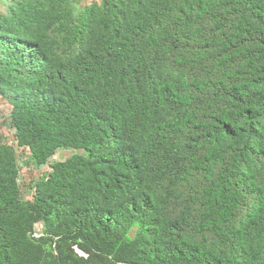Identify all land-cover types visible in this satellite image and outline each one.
Segmentation results:
<instances>
[{"label": "trees", "instance_id": "trees-1", "mask_svg": "<svg viewBox=\"0 0 264 264\" xmlns=\"http://www.w3.org/2000/svg\"><path fill=\"white\" fill-rule=\"evenodd\" d=\"M0 101V264H264V0H8Z\"/></svg>", "mask_w": 264, "mask_h": 264}, {"label": "rangeland", "instance_id": "rangeland-1", "mask_svg": "<svg viewBox=\"0 0 264 264\" xmlns=\"http://www.w3.org/2000/svg\"><path fill=\"white\" fill-rule=\"evenodd\" d=\"M8 1V0H7ZM6 0H0V10L3 11L5 9V4L7 2ZM8 112V107L0 101V137L3 140L9 141L10 143H13L12 139V132L8 128L7 120H6V114ZM17 155L19 159V165H20V170H19V176H20V184L23 186L24 191H29L28 186L30 184H33L34 180H36L41 171L46 169L45 166L37 169L35 166L29 161L28 158V151L26 149L22 150L17 148ZM80 152L77 150H72V149H57L54 153V155L48 160V164L53 162V161H58V160H64L73 153ZM47 164V165H48ZM27 196V195H25ZM40 225H36V229H39Z\"/></svg>", "mask_w": 264, "mask_h": 264}, {"label": "built area", "instance_id": "built-area-1", "mask_svg": "<svg viewBox=\"0 0 264 264\" xmlns=\"http://www.w3.org/2000/svg\"><path fill=\"white\" fill-rule=\"evenodd\" d=\"M46 166H47V167H46ZM45 167H46V169H47V168H48V165L46 164ZM44 170H45V169H44ZM33 236L38 237L39 234H38V233H33Z\"/></svg>", "mask_w": 264, "mask_h": 264}, {"label": "crops", "instance_id": "crops-1", "mask_svg": "<svg viewBox=\"0 0 264 264\" xmlns=\"http://www.w3.org/2000/svg\"><path fill=\"white\" fill-rule=\"evenodd\" d=\"M1 102H2V101H1ZM2 104H3V102H2ZM5 105H6V104H5ZM6 106H7V105H6ZM7 116H8V114H6V116H5V117L7 118Z\"/></svg>", "mask_w": 264, "mask_h": 264}]
</instances>
